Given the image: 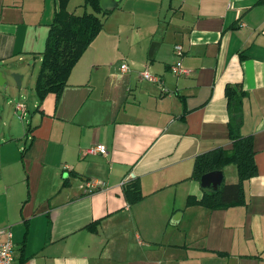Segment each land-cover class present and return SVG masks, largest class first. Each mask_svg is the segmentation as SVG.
<instances>
[{
    "label": "crops",
    "instance_id": "crops-1",
    "mask_svg": "<svg viewBox=\"0 0 264 264\" xmlns=\"http://www.w3.org/2000/svg\"><path fill=\"white\" fill-rule=\"evenodd\" d=\"M119 2L59 93L39 99L34 78V99L14 103L11 73L20 87L30 63L38 73L57 1L0 0V228L12 264H264V0ZM177 62L187 74L170 72ZM227 84L244 93L240 133L256 174L244 205L186 206L204 190L194 159L232 147ZM96 145L105 156L88 152ZM221 173V184L238 181L233 165ZM87 179L107 187L84 194ZM133 180L142 199L129 204Z\"/></svg>",
    "mask_w": 264,
    "mask_h": 264
},
{
    "label": "trees",
    "instance_id": "trees-1",
    "mask_svg": "<svg viewBox=\"0 0 264 264\" xmlns=\"http://www.w3.org/2000/svg\"><path fill=\"white\" fill-rule=\"evenodd\" d=\"M56 1L57 10L49 24L40 68L35 78L34 90L39 99L49 93H59L66 85L72 67L102 30L104 19L110 13V10L99 7V0H84L85 11L80 15L67 11L68 0ZM87 7L92 11H86ZM224 94L229 113L228 136L232 147L229 151L218 148L198 155L194 159L190 178L200 182L202 175L233 165L238 181L232 184L222 183L215 191L204 189L199 199L188 196L186 206L199 205L209 210H218L244 205V182L256 174L251 136L240 133L241 99L244 93L227 84ZM122 191L129 204L142 199L138 180L126 183ZM86 228L91 231L96 229L95 225Z\"/></svg>",
    "mask_w": 264,
    "mask_h": 264
},
{
    "label": "built area",
    "instance_id": "built-area-1",
    "mask_svg": "<svg viewBox=\"0 0 264 264\" xmlns=\"http://www.w3.org/2000/svg\"><path fill=\"white\" fill-rule=\"evenodd\" d=\"M174 53L177 56L181 55L182 52H181V47L179 45L175 46ZM120 70L122 72H127L129 69L126 64L122 63L120 65ZM170 72L174 75L187 74V70L183 69L180 66L179 62L170 66ZM141 78L149 82H159V78L155 75L148 73L147 70H144L143 72H141ZM17 110L18 111L20 110L19 117H22L25 111L24 105L18 104ZM88 152L99 153L105 156L107 153V150L104 145H96L90 148ZM124 183H122V185H124ZM80 187H81L82 193L90 194L95 191L106 189L107 185H106V182L102 180L87 179L82 182ZM12 262H13V243H12L11 233L7 229L0 228V264H12Z\"/></svg>",
    "mask_w": 264,
    "mask_h": 264
},
{
    "label": "rangeland",
    "instance_id": "rangeland-1",
    "mask_svg": "<svg viewBox=\"0 0 264 264\" xmlns=\"http://www.w3.org/2000/svg\"><path fill=\"white\" fill-rule=\"evenodd\" d=\"M124 5H125L126 8H133V7L136 8L137 0H121L119 2V6L123 7ZM82 11H83V8L79 12H82ZM87 11H90V10H87ZM80 14L81 13H79V15ZM114 15H116V12H115ZM110 17L113 18L114 16L111 15ZM112 18H109V19H112ZM109 19H107V20L109 21ZM27 67H28L27 68V73H26V76H25L26 78L24 80L23 85L21 87L17 88L15 86V83H14L13 78H12L11 87H13L14 90L11 93H10V89H9V92L7 91L9 96H10L7 99H9L10 101H11V99L14 100V103H17L19 101L23 102V103H27L29 100H32V98L35 97L34 93H33V86L32 85L28 86L27 85V81L30 80V79H32L34 81V78H36V76H37L36 73H37V68L38 67H37V64H35L34 68H32V64L31 63ZM13 73H16V72H13ZM13 73H11V74H13ZM7 87H5V88L3 87V88L6 90ZM20 91H22V92L20 93Z\"/></svg>",
    "mask_w": 264,
    "mask_h": 264
},
{
    "label": "water",
    "instance_id": "water-1",
    "mask_svg": "<svg viewBox=\"0 0 264 264\" xmlns=\"http://www.w3.org/2000/svg\"><path fill=\"white\" fill-rule=\"evenodd\" d=\"M118 2L119 0H99V7L102 10H111L117 5ZM11 78H13L15 86L19 88L21 85L20 82L21 75L18 73H13L11 74ZM0 79H1L0 86L4 88L7 87L8 85L7 83H5L4 79H2L1 73H0ZM221 181H222L221 171H211L201 176L200 186L204 189L210 188L215 191L221 184Z\"/></svg>",
    "mask_w": 264,
    "mask_h": 264
}]
</instances>
